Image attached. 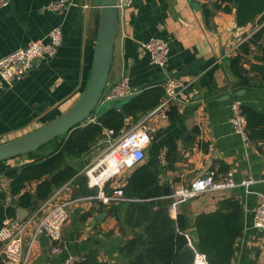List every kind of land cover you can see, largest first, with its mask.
<instances>
[{
  "label": "crops",
  "instance_id": "0c3cea01",
  "mask_svg": "<svg viewBox=\"0 0 264 264\" xmlns=\"http://www.w3.org/2000/svg\"><path fill=\"white\" fill-rule=\"evenodd\" d=\"M49 1L10 0L0 8V57L25 47L31 40L44 38L55 25L61 27L63 35L54 57L36 59L27 73L11 86L0 79V142L26 133L67 110L89 77L98 2L76 0L64 11L54 13L46 9ZM85 3L88 6L83 7ZM213 3L214 0L203 5L193 0H132L119 12V30L105 92L125 75L135 91L160 84L166 77L183 82L171 109L163 116H156L155 131L150 134L141 163L161 166L153 149L162 144L159 153L165 155L169 148L165 142L170 141L172 150L167 164L171 166L159 176L160 183L169 185L171 190L178 185L188 186L197 176L214 169L230 171L236 181L248 175L255 178L251 193H245L242 186L206 192L180 203L174 212L170 207L169 213L173 218L183 213L193 223L198 214L214 211L220 200L238 199L242 204V233L235 241L231 264H264V242L260 231L252 225L257 193H264V181L258 180L264 175V140H244L230 122L231 103L235 98L264 113V87L256 86L259 79L255 72L249 73L250 84H245L239 83L229 68V59L237 51V40L262 23L256 20L238 26L234 8L225 12L214 9ZM204 7L209 9V16ZM152 36L168 43V62L164 69L151 64L148 52L142 47ZM252 62H256L253 54L246 55L243 66L249 69ZM127 123L133 124L131 119ZM104 144L103 138L85 158L89 161ZM20 161L13 158L0 163V172L5 166L19 165ZM131 170H122L119 179L107 183L105 192L110 195L115 188H121ZM9 183V178L0 173V201L15 205L17 197L10 194ZM78 187L73 181L70 196L94 197L70 206L69 217L62 227L61 251L52 253L38 239L31 247L27 264H59L68 254L84 255L91 249L98 252L100 260L126 264L119 254V246L126 236L106 209L110 203L95 197L96 187L87 185L96 192L86 195L75 194L79 192ZM41 204L22 207L27 211L25 217ZM14 218L19 219L17 209ZM32 228L29 226L24 234L22 254Z\"/></svg>",
  "mask_w": 264,
  "mask_h": 264
},
{
  "label": "trees",
  "instance_id": "16d2710c",
  "mask_svg": "<svg viewBox=\"0 0 264 264\" xmlns=\"http://www.w3.org/2000/svg\"><path fill=\"white\" fill-rule=\"evenodd\" d=\"M213 8L225 12L234 8L238 26L256 20L263 23L238 45L236 53L229 59V68L239 83L245 84H250L249 73L255 72L259 79L256 86L264 87V0H214ZM204 10L209 16V9L204 7ZM98 18L99 14L97 25ZM251 44L256 47L253 54L256 62L246 69L243 64ZM163 93V87L157 84L142 89L128 100L116 99L98 119L85 122L67 138L66 133L60 135L34 151L19 155V165L5 166L0 173L9 178V192L17 199L15 205L0 201V227L6 217H15L17 207L33 208L68 180L78 183L79 192L75 194H95L96 190H90L86 177L79 173L88 162L86 155L107 135L115 137L127 128V120L131 119L134 123L155 107ZM242 110L247 120V139L254 142L264 140V113L247 104H242ZM169 142H165L169 147L165 153L168 162L172 150ZM161 146L159 144L153 149L156 158ZM170 166L171 163L166 166H154L149 162L136 164L121 186L126 200L112 202L106 207L116 219L121 234L126 236L119 246L120 256L126 264H192L196 249L205 255L209 264H231L235 241L242 233V204L238 199L224 198L214 211L198 214L193 223L183 213L171 217V201L163 197L159 176L163 169ZM31 184L34 186L28 187ZM191 228H196L198 232L196 241L190 237L194 247L187 236ZM82 257L73 264H110L100 260L94 249L88 250Z\"/></svg>",
  "mask_w": 264,
  "mask_h": 264
},
{
  "label": "built area",
  "instance_id": "2783aa9c",
  "mask_svg": "<svg viewBox=\"0 0 264 264\" xmlns=\"http://www.w3.org/2000/svg\"><path fill=\"white\" fill-rule=\"evenodd\" d=\"M10 0H0V8L9 4ZM203 5L208 0H193ZM76 0H50L46 9L54 13L62 12L73 5ZM132 0H117V8L123 10L131 4ZM88 6L84 4L83 7ZM263 24V23H262ZM261 24V25H262ZM260 25V26H261ZM259 26V27H260ZM257 27V29L259 28ZM254 29L252 33L255 31ZM252 33L239 38L235 47L247 40ZM63 39L62 29L59 25L52 27L44 38L31 40L25 47L17 48L6 55L0 57V79L7 86H11L15 81L21 79L33 66L36 59H50L54 57ZM144 50L149 54L151 64L162 69L168 62V43L165 39L152 36L142 44ZM256 51V47L251 44V57ZM161 86L164 89L163 96L159 103L152 109L146 111L136 122L123 129L117 136L107 135L105 144L79 171L86 177V184L89 187H96L95 197L103 203L109 204L126 200L122 195L121 188H115L113 193L105 192V186L113 179L121 177V171L131 169L140 163L145 156V148L150 141V134L155 131V119L158 115H165L172 107V103L177 98L179 89L184 85L176 77H166ZM135 90L130 87L128 76H123L121 80L104 91L100 103L114 101L119 97L133 93ZM232 115L230 118L233 129L247 139L248 129L246 116L242 110V103L238 98L231 103ZM158 162L161 166L167 165V160L163 153L158 154ZM264 181V175L258 179ZM256 179L250 175L236 181L230 171L224 173L216 169L209 170L205 174L197 176L188 186L178 185L171 190L169 198L170 207L173 212L180 203L199 196L206 192L226 191L229 188L242 186L245 193H251L250 186ZM73 181L68 180L52 191L48 198L42 202L41 206L22 220L6 217L0 227V262L2 264H27L28 256L32 245L38 241L41 232L48 237V248L52 253L61 251V232L64 223L70 213V206L77 201L89 199L93 196L72 197ZM258 199L253 208L252 225L260 231L264 242V193H257ZM32 230L27 242V248L22 254L24 244V234L29 226ZM189 243L192 241L187 234ZM80 254H68L59 264H73L82 259ZM192 264H209L206 257L200 251L194 249Z\"/></svg>",
  "mask_w": 264,
  "mask_h": 264
},
{
  "label": "water",
  "instance_id": "95a60500",
  "mask_svg": "<svg viewBox=\"0 0 264 264\" xmlns=\"http://www.w3.org/2000/svg\"><path fill=\"white\" fill-rule=\"evenodd\" d=\"M99 18L97 34L94 44L93 57L89 77L86 84L74 101L64 112L44 124L16 136L10 140L0 142V161L17 157L34 151L48 141L67 134L66 138L74 129L85 124V122L98 119L102 113L112 106V101L100 103V99L108 83L110 69L114 55V44L119 30V10L117 0H98ZM142 89H137L131 94L117 98L125 101L137 94ZM163 197L167 200L171 193L169 185L162 186ZM18 218H25L27 211L22 207L17 208ZM193 241L197 240L196 228L188 230ZM38 239L42 246L48 247V237L41 232Z\"/></svg>",
  "mask_w": 264,
  "mask_h": 264
},
{
  "label": "rangeland",
  "instance_id": "374dc122",
  "mask_svg": "<svg viewBox=\"0 0 264 264\" xmlns=\"http://www.w3.org/2000/svg\"><path fill=\"white\" fill-rule=\"evenodd\" d=\"M94 2H98V0H93ZM106 89V88H105ZM103 147V146H102ZM18 157V156H17ZM17 157H14V158H17Z\"/></svg>",
  "mask_w": 264,
  "mask_h": 264
}]
</instances>
